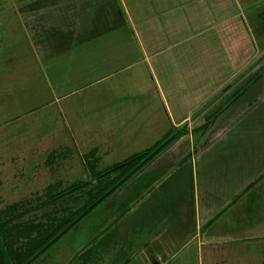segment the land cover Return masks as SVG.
I'll return each mask as SVG.
<instances>
[{
	"label": "rangeland",
	"instance_id": "obj_1",
	"mask_svg": "<svg viewBox=\"0 0 264 264\" xmlns=\"http://www.w3.org/2000/svg\"><path fill=\"white\" fill-rule=\"evenodd\" d=\"M38 1L0 0V42L6 44L8 31L12 35L20 33L21 29H24L22 22H25L27 17L38 14ZM231 1L234 6L239 7L237 9L247 21L252 36L259 44L264 45V0ZM118 20L121 27L126 26L122 24L123 20L120 17ZM27 26L26 31L32 34L36 24H32L31 21V25ZM222 30L224 33V28ZM5 35L6 39H3ZM16 40L18 44L21 46L24 44L28 49L29 45L24 39H18L16 36ZM2 51L0 47V72L6 59ZM23 58L28 62L24 61L23 65L31 66V61L29 62L31 53L23 55ZM256 66L238 81L237 84L242 82L239 88L230 87L223 93L224 104L212 107L208 114L229 108L227 112L225 110L218 115L215 125L206 130L208 134L201 131L194 133L192 146L189 142L182 143L175 149L168 146L167 149L171 148V151H166L162 158L152 164L154 166H145L147 169L139 178V180L145 178L144 180L131 181L129 187H123L106 203L95 208L90 218L83 222L82 230L76 234L77 240L73 237L75 234L63 236L59 244L49 252L39 255L32 264H67L68 257L77 244L86 237L89 238L86 232L101 226L107 219H117V222H120L118 228L125 236L124 231L128 229H124V226L132 217L133 211L131 209L126 215L122 213L129 209V202L135 195L144 190L148 191L156 183L158 187L153 193L155 204L162 207L165 205L170 212L183 207L190 213L198 209L203 212L202 216H205L206 212H210L207 209L208 204L211 205L213 211L210 216H214L215 220L209 230L211 235L216 233L212 241L215 244L207 245L203 249L205 256H210L213 260H215L213 257L219 258L222 264H250L249 260L251 264H264V72L248 90L247 82L244 83L251 76L253 78L254 75L257 76V69L264 67V58ZM127 71L123 74L126 84L135 80L137 85L139 83L151 85L152 92L148 96L145 94L142 96L147 97L143 104H140L142 111L149 102V96L152 95L154 98L153 93L156 94L154 82L159 83L157 80L160 77L155 72L153 75L151 65L148 67L147 64L142 68L134 67ZM31 87L33 85L22 87L25 89L22 94L25 96L22 97L18 94L22 88L0 86V218L3 211L13 204L21 203L26 208L29 206L25 221L38 225L35 226L34 236L35 239H39L41 234L44 235L49 228L57 225L60 217L64 216L62 211L64 203L55 204L54 208L44 205L49 187L54 185L57 190L60 186H62L60 189H68L77 182L90 181L88 188L78 194L80 197L87 196L88 190L97 191L105 187V184L101 185L92 179V165L95 164L98 171H103L123 163L135 154L153 149L155 142L162 138L161 134L165 130H162L161 121L142 117L138 123L146 129L145 132L141 128H136L131 131L126 129L120 135L112 133L105 135L101 128L93 129L89 126L79 129L78 132L75 129L84 127L83 119L76 116L67 119V115H62L59 105L49 107L46 104L47 107L36 111L37 102L33 99L31 90L37 88ZM9 89L15 92L13 97L11 92L7 93ZM125 89L127 92L132 90L126 86ZM83 91L82 97H86V91ZM237 92H240V95L234 98ZM45 96V101L49 102L52 95L47 88ZM155 99L156 104L167 115L169 106L166 104L165 108L159 95L155 96L154 101ZM229 101L233 103L227 106ZM77 106L78 104H73L74 109H77ZM165 117L167 120L164 127L167 125L168 128L171 122L168 115ZM97 120L99 119L93 121L95 125L98 123ZM146 126L149 128H145ZM142 132L144 136H140ZM161 146L164 147V144ZM93 149L96 151L92 154L90 151ZM178 149L180 154L177 153ZM52 156L53 161L49 163L48 158ZM93 160L98 163H93ZM246 181H249L251 186L248 190H243ZM223 207L227 208L221 213ZM58 213H61V216ZM121 214L124 218L120 220L118 217ZM193 219L194 217L191 221ZM156 220L157 218L149 219L148 225L138 231L154 233L155 238L151 246L155 250L160 251L162 244L169 246L170 241H173L171 237L174 236L176 244L172 251L183 250L180 255L199 254L202 247L198 249V240L195 239L188 245L185 229L180 227L178 222L177 227L161 231L162 225L156 226ZM15 223L19 226L18 222ZM113 243L112 241L111 244ZM0 264H5L1 257Z\"/></svg>",
	"mask_w": 264,
	"mask_h": 264
},
{
	"label": "crops",
	"instance_id": "obj_2",
	"mask_svg": "<svg viewBox=\"0 0 264 264\" xmlns=\"http://www.w3.org/2000/svg\"><path fill=\"white\" fill-rule=\"evenodd\" d=\"M237 8L231 0H39L38 14L22 22L24 29L20 28V33L12 35L8 31L7 39L6 35L3 38L6 44L0 42L6 56L0 72V86L22 88L33 85L31 88H37L31 90L37 102L36 111L47 107L46 104L49 107L59 105L67 119L75 116L83 119L84 127L75 129L78 132L87 126L101 128L105 135H120L126 129L131 131L136 128L145 132L146 129L138 123L139 119L145 117L147 120L161 121L162 130H165L161 139L174 132L183 133L184 136L172 144V149L188 142L192 146L195 126L198 127L210 116L208 113L214 105L224 104V95L216 98L215 95L231 82L232 88H239L242 82L237 84L238 81L257 67L258 62H254L264 50V45L252 36L247 21ZM119 17L125 27H121ZM31 21L36 24L32 34L26 31ZM16 36L24 39L29 45L28 49L24 44L23 48L18 44ZM28 53H31V66L23 65L26 61L23 55ZM144 64L148 67L151 65L152 74L155 72L160 77L157 80L159 83L154 82L156 94L153 95L154 98L160 96L165 108L166 104L169 106L167 115L171 123L168 128L167 125L164 127L167 115L152 95L146 108L141 111L140 104L147 99L142 96L152 92L151 85H137L135 80L126 84L123 74L134 67L142 68ZM257 70L260 71V67ZM243 72L246 74L238 78ZM252 79V76L248 78L249 81ZM246 80L244 83L249 82ZM125 86L132 90L127 92ZM46 88L52 95L49 102L45 101ZM83 90L86 97H82ZM24 91V88L19 89L18 94L22 96ZM8 92L13 97L15 92L12 89ZM212 99L214 102L203 110ZM74 103L78 104L76 110ZM200 109L203 111L196 114ZM227 110L223 108L218 115ZM95 119H99L96 125L93 122ZM143 132L140 136H144ZM171 148L164 150L149 165L162 158L166 151L170 152ZM93 151L96 149L90 153ZM177 153L180 154L179 149ZM51 158L53 160V156L48 158L49 163ZM146 169L134 175L126 186L129 187L131 181L144 180L139 178ZM250 186L246 181L243 190H248ZM157 187L158 183L148 191L139 192L129 202L130 207L125 212L132 209L135 228L129 230L128 235L125 231V236L139 242L148 231H138L148 225L149 219L157 218L154 223L156 226L162 225L161 231L177 227L178 222L185 229L188 245L197 239L198 249L202 247V250L199 249L196 256L180 255L183 250H171L176 243L175 237L170 236L173 241L169 246L163 245L160 251L155 250L152 262L143 256L152 242L146 246L141 244L135 262L222 264L219 258L213 257V260L203 252L207 245L215 244L212 241L216 233L211 235L209 230L215 220L214 216H210L213 211L211 205L208 204L210 212H206L205 216L198 209L190 213L183 207L170 212L165 205L155 204L153 193ZM226 208L223 207L221 213Z\"/></svg>",
	"mask_w": 264,
	"mask_h": 264
},
{
	"label": "trees",
	"instance_id": "obj_3",
	"mask_svg": "<svg viewBox=\"0 0 264 264\" xmlns=\"http://www.w3.org/2000/svg\"><path fill=\"white\" fill-rule=\"evenodd\" d=\"M261 56L262 57H260L258 60H255L254 64L264 58V53ZM249 70H246V72ZM246 72L239 74L238 78L246 74ZM262 72H264V67L258 71L256 77L246 84L247 90L248 87L252 85V83L257 82V80L261 78ZM232 84L233 82L229 83L225 89H221L218 94L215 95V98L221 97L223 93L227 91L226 89L232 87ZM239 95L240 92H237L234 98ZM214 99L205 105L203 110L205 107L209 106L210 103H213ZM232 103V101H229L227 106L231 105ZM203 110L200 109V111L196 114H200ZM216 113L210 114V116L206 117V119L203 120L198 127H195L193 132L196 133L201 131L205 134L206 130H208V128L215 123V120L218 116V112ZM183 136V133H173L166 135L154 146L155 148L135 154L123 163L117 164L103 171H98L95 164L92 165V179L97 180L101 185L105 184V187H103L104 189L101 187L97 191H94V189L91 191L88 190L87 196L80 197L78 194L84 189L88 188L89 184H91L90 181L77 182L68 189H60L62 188V186H60V188L57 190L55 189L54 185L49 187L46 193V201L44 202V205L52 206V208H54L55 204L57 205L58 203H64L65 206L62 209V211H64V216L62 218L60 217V224L58 223L60 226L59 228L57 225H55L53 228H49L44 235H40L39 239H35L34 236L36 232L35 226L38 225L31 221H25L26 214L28 215L27 211L29 206L26 208V206H23V204L16 203L5 209L2 213L3 216L0 218V257L4 260V263L32 264L34 261H36L39 255L45 253L46 251L49 252L58 244V240H60L63 236L58 237L57 240H54V237L58 236L60 231H63L65 235L69 231V229L66 227L69 222L74 219L75 221L73 220V224L75 225L79 221L87 219L89 216H91L96 207L106 203L108 199L113 196L115 192L122 189L126 185V182H129L134 177V175L144 170L145 166H148L164 150H166L168 146H172V144L181 139ZM162 144H164V147L161 146ZM156 148L158 150H155ZM93 153L94 151L92 154ZM93 163H97V161L93 160ZM110 177L115 179L109 180L108 178ZM58 214L61 216V213ZM110 221L112 222V220ZM15 222H18L19 226ZM1 252H3V255H1Z\"/></svg>",
	"mask_w": 264,
	"mask_h": 264
},
{
	"label": "flooded vegetation",
	"instance_id": "obj_4",
	"mask_svg": "<svg viewBox=\"0 0 264 264\" xmlns=\"http://www.w3.org/2000/svg\"><path fill=\"white\" fill-rule=\"evenodd\" d=\"M124 187L128 186L125 185ZM128 213H130V211H128L126 214ZM88 218H90V216ZM119 218L121 220L122 218H124V215H121ZM132 218L133 217H131L129 221L125 223V226L127 227L124 226V229H128V231L129 229H132ZM73 220L66 226L69 229L66 235L69 236L75 234L73 237L75 238V240H77V235L82 230L83 222L86 219L79 221L75 225L73 224L75 220ZM110 220H112V222ZM110 220L107 219L101 226H98L96 228H93L92 230H89V232H86V235L89 236V238L86 237L84 241L79 240V244H77L76 248H74L70 253L67 264H74L75 262L79 264H119L122 261H125V264H142L139 261L135 262L140 251L139 247H137L138 241L131 236H124L122 232L120 233V230L118 228V224L120 222L117 223V219ZM59 224H57L58 228L60 227ZM133 227L135 228V225H133ZM128 231L126 230L127 235L129 234ZM66 235L63 231H60L59 235L54 237V240H57L60 236ZM150 235H153V238L151 237L153 240L155 236L152 231H148V233H146L144 236ZM129 237L131 238L128 239ZM58 241L61 242V240ZM112 241L114 242L113 244H111ZM151 242L152 241L145 244V246L149 245ZM99 243L101 244L99 245ZM110 246L112 247V250L110 249ZM160 247H163V244L160 245ZM132 253H134L133 256H131ZM154 253H156V251L150 245V249H148L143 256L144 258L151 261L153 260L152 257L154 256Z\"/></svg>",
	"mask_w": 264,
	"mask_h": 264
},
{
	"label": "water",
	"instance_id": "obj_5",
	"mask_svg": "<svg viewBox=\"0 0 264 264\" xmlns=\"http://www.w3.org/2000/svg\"><path fill=\"white\" fill-rule=\"evenodd\" d=\"M151 237L153 238V235L143 237V238L137 243V246L139 247L141 244H147V243L152 239ZM134 253H135V252H134ZM134 253H132L131 256H133ZM119 264H125V261H124V262L122 261V262L119 263Z\"/></svg>",
	"mask_w": 264,
	"mask_h": 264
}]
</instances>
